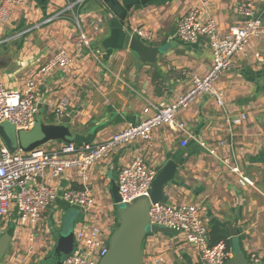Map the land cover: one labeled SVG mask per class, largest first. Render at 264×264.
Wrapping results in <instances>:
<instances>
[{
  "label": "crops",
  "instance_id": "obj_1",
  "mask_svg": "<svg viewBox=\"0 0 264 264\" xmlns=\"http://www.w3.org/2000/svg\"><path fill=\"white\" fill-rule=\"evenodd\" d=\"M244 1L252 2L261 14L263 32L236 57L234 68L219 78L225 110H218L207 97L200 96L180 112L179 120L185 123L187 134L164 126L153 132L148 144L136 141L122 145L96 164L90 171V187L102 224L117 227L111 188L120 168L134 155H142L158 173L185 151L174 180L164 187L163 202L198 206L211 239L219 237L231 254L240 251L246 258L255 255L258 264H264V67L254 58L257 52L264 54V0H158L133 8L124 30L131 34L139 28L152 31V39L143 43L161 51L153 65L139 62L129 50H100L109 33V16L91 0L80 10L79 21L98 61L88 56L85 48L82 56L77 54L78 30L69 16L46 22L66 7V0H47L44 4L30 0L25 7H15L8 23L0 28V53L13 49V62L19 67L13 73L0 71V83L8 89L22 87L23 80L37 72L55 51L64 49L70 54L74 60L70 67L56 69L38 83L36 120L57 123L67 118L72 134L94 143L137 124L147 104H168L183 95L190 87L185 72L207 73L211 58L206 41L187 44L175 36L178 20L190 8L197 7L204 17L213 18L224 33L241 22L235 9ZM63 98L68 101L67 111L58 118L54 111ZM242 112L246 121L228 133L226 114ZM51 145L57 150L60 143H48ZM231 168H237L239 174L232 173ZM240 174L252 186L241 185ZM48 185L57 190L58 197L44 214L39 232L43 236L36 233L32 255L27 254L26 232L16 227V210L0 219V235L15 231L11 251L0 264L39 262L35 257L47 256L54 244L52 232L63 231L66 218L71 216L73 230L83 221L82 213L61 199L64 190L81 188L76 172L70 170ZM157 234H148L143 242V264H197V253L180 236L163 234V241Z\"/></svg>",
  "mask_w": 264,
  "mask_h": 264
},
{
  "label": "built area",
  "instance_id": "obj_2",
  "mask_svg": "<svg viewBox=\"0 0 264 264\" xmlns=\"http://www.w3.org/2000/svg\"><path fill=\"white\" fill-rule=\"evenodd\" d=\"M30 0H0V28L5 26L15 7H25ZM90 0H66V7L55 13L46 22L69 16L78 30L75 42L77 54L82 49L88 56L97 59L90 47V39L82 30L79 10ZM235 14L241 22L221 32L216 21L204 17L197 7L190 8L177 22L175 36L183 43L194 44L206 41L211 58L210 68L204 75L185 72L190 87L175 101L158 105L147 104L144 117L137 124H130L101 142L81 144L60 143L57 150L40 147L29 153L17 150L10 153L2 147L0 154V219H5L15 209L16 227L27 234L32 255L36 233L42 229L44 214L57 199V190L48 182L61 177L70 170L76 172L81 188L67 189L61 199L70 207L77 208L84 216L83 221L74 228V247L63 258L62 264H98L109 248V238L115 227L98 221L95 196L90 187V171L104 161L116 148L132 142L148 144L155 130L168 127L175 133L187 134L186 125L179 120L182 110L187 109L200 96L207 97L218 110H225V92L218 85L219 78L234 68V60L254 39L263 32L261 14L254 4L244 1L236 6ZM96 30V28H95ZM142 42L152 39L148 28L135 29L132 33ZM255 60L264 67V54L255 53ZM73 58L64 49L55 51L35 72L23 80L19 89H8L0 83V125L11 124L16 131H30L36 123L38 113L36 88L44 78L56 69H67ZM68 101L60 99L54 111L56 117L66 114ZM246 113L229 114L224 119L228 133L246 121ZM203 147V144H201ZM215 155V150L208 149ZM239 174L237 168L230 169ZM157 170L150 166L142 155H134L117 173L116 185L120 204H131L135 199L148 197ZM241 185L252 186L243 175L239 176ZM150 225L170 230L190 246L198 256L197 264H225L231 256L223 241L209 245V229L196 205H174L158 202L150 205ZM15 234V231H14ZM249 264H258L259 258L250 255ZM158 262H162L161 259Z\"/></svg>",
  "mask_w": 264,
  "mask_h": 264
},
{
  "label": "water",
  "instance_id": "obj_3",
  "mask_svg": "<svg viewBox=\"0 0 264 264\" xmlns=\"http://www.w3.org/2000/svg\"><path fill=\"white\" fill-rule=\"evenodd\" d=\"M44 4L47 0H38ZM158 0H91L101 7L102 13L109 16L107 21L109 33L101 41L104 50H129L136 54L138 61L153 65L161 54L158 48L144 44L135 35L124 30L125 20L130 11L137 6H146ZM19 69L13 62V49L0 53V71L13 73ZM69 119L61 118L57 123H44L36 120L32 130L37 126L39 134L34 137L18 138L8 134L0 126V154L2 147L10 153L21 150L29 153L51 142L64 144L88 143L90 138H84L71 133L68 127ZM31 131V130H30ZM20 132V131H18ZM28 132V131H27ZM185 151L170 159L157 173L153 180L149 196L135 199L131 204H120L116 183L112 185L111 195L117 207V227L109 238V248L98 264H143L142 246L148 234H169L170 230L150 225L149 209L151 204L163 202L164 187L174 180L178 165ZM74 230L67 232H52L54 244L50 252L39 262L32 264H62L63 258L70 254L74 247ZM14 236L10 229L0 235V263L6 256ZM225 264H249L246 256L240 251H234Z\"/></svg>",
  "mask_w": 264,
  "mask_h": 264
},
{
  "label": "rangeland",
  "instance_id": "obj_4",
  "mask_svg": "<svg viewBox=\"0 0 264 264\" xmlns=\"http://www.w3.org/2000/svg\"><path fill=\"white\" fill-rule=\"evenodd\" d=\"M100 50H103V48L100 47ZM0 126H3L4 129H5V131H6L8 134H10L11 136H13V137L15 138V140L18 139L19 137H20V138L22 137V138L26 139V138H28V137H34V136H36V135L39 134V129H38L37 126L34 128V130H31V131H28V132H25V131H20V132H18V131H16L15 128H14L11 124H9V123H4V124H2V125H0ZM52 146H53V145L48 146V144H47V145L43 146V147H44L43 149H45V150H50L51 148H53ZM48 148H50V149H48ZM116 209H117V207H116ZM71 212H73V211H71ZM62 227H63V231H62V232H67V231L73 229V221H72V219H71V216H69L68 218H66V219L64 220V224H63ZM115 229H116V228H115ZM115 229H114V230H115ZM38 234H39L38 237H42V236H43L42 233H37V235H38ZM37 235H36V236H37ZM169 235H171V234H169ZM163 236H165V235H163V234H157V235H156V237H162V239H163V241H164V237H163ZM175 236H176V235H175ZM173 237H174V236H171V237L169 238L170 243L172 242L171 239H172ZM11 246H12V244H11ZM11 246H9V249H8V251H7V253H6V256H5L4 259L1 261V263L4 262V260L6 259L7 255L10 253V251H11ZM11 255H14V254L12 253ZM11 255H9V256H11ZM17 255H21V254L18 253ZM34 260H36V261H40V260H42V259H41V258H37V257H35ZM5 261H6V260H5Z\"/></svg>",
  "mask_w": 264,
  "mask_h": 264
},
{
  "label": "trees",
  "instance_id": "obj_5",
  "mask_svg": "<svg viewBox=\"0 0 264 264\" xmlns=\"http://www.w3.org/2000/svg\"><path fill=\"white\" fill-rule=\"evenodd\" d=\"M127 2H132V0H127ZM79 13H80V10L78 11ZM220 241H223V242H225L224 240H222L221 238H217L216 240H215V238L214 239H211L210 237H209V245H215L216 243H218V242H220ZM225 244H226V248H227V250H228V245H227V243L225 242Z\"/></svg>",
  "mask_w": 264,
  "mask_h": 264
}]
</instances>
